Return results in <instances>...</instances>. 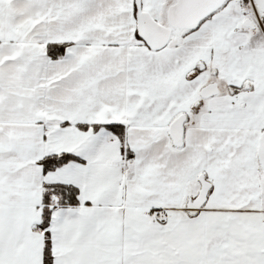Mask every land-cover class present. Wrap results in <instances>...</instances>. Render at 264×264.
<instances>
[{"label":"snow or ice","instance_id":"snow-or-ice-1","mask_svg":"<svg viewBox=\"0 0 264 264\" xmlns=\"http://www.w3.org/2000/svg\"><path fill=\"white\" fill-rule=\"evenodd\" d=\"M0 264H264V0H0Z\"/></svg>","mask_w":264,"mask_h":264}]
</instances>
